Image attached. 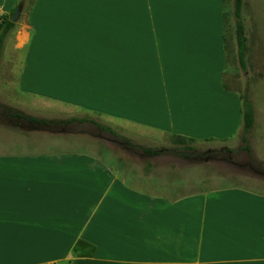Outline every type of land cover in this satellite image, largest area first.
<instances>
[{
    "label": "crops",
    "instance_id": "1",
    "mask_svg": "<svg viewBox=\"0 0 264 264\" xmlns=\"http://www.w3.org/2000/svg\"><path fill=\"white\" fill-rule=\"evenodd\" d=\"M17 1L0 0V7ZM86 1L37 0L48 16L37 23L38 32H55L56 40L62 35L75 53L101 50L107 41L113 50L114 41L115 64L85 58L9 70L18 73L17 94L33 96L11 105L17 110L0 114L14 125L0 128V264H264L263 191L233 184L186 195L129 186L133 176L125 178L123 165L87 151L47 145L50 135L35 125L49 124L19 116L47 118L25 109L27 103L37 112H59L70 104L71 110L75 105L123 119L146 132L142 135H180L218 145L208 151L241 150L262 158L249 143L255 118L246 134L249 151L242 149V138L237 147L223 144L236 132L243 135L241 94L225 81L224 11L216 23L221 32L210 34L197 31L205 27L203 16L193 21L182 15L179 24L161 20L153 8L159 0H93L114 2L99 3V12ZM260 2L264 11V0ZM42 3L54 5L49 11L50 5ZM91 31L99 48L91 49L86 41L92 40ZM235 43L234 33L231 53L237 55ZM250 44L244 78L250 56L258 55L260 67L264 63L261 49L251 54ZM5 82L8 86L12 80L0 85ZM45 104L49 107L43 109ZM28 124L33 126L29 130ZM258 134L264 137V131ZM258 149L263 153L264 145ZM147 168L149 183L174 177L180 187L171 193L182 191L181 174L171 177L167 165Z\"/></svg>",
    "mask_w": 264,
    "mask_h": 264
},
{
    "label": "rangeland",
    "instance_id": "2",
    "mask_svg": "<svg viewBox=\"0 0 264 264\" xmlns=\"http://www.w3.org/2000/svg\"><path fill=\"white\" fill-rule=\"evenodd\" d=\"M92 1L87 0L85 3H91V6L94 7L92 11L97 12H99V3H114L101 1L94 3ZM159 1L160 3H155L156 6L153 8L156 10V15L161 17V20L179 24L177 22L179 18H182V15L196 19L193 21H200L203 16L205 27L197 31H204L210 34L217 31L221 32L220 25L216 28V23L220 20L221 12L224 11V32L228 46L225 81L231 86L234 85L241 95L246 96L252 102L253 109L256 108L254 114L256 121L254 128L250 132L249 143L255 150L254 152L264 158V151L261 153L258 149L261 144L264 145V137L258 134L259 131H264V63L260 67L258 55L250 56L248 58L250 72L244 78L245 70L239 65L236 52L232 51L233 54L231 53V38L235 33L234 0H223V3H215V0ZM130 2L131 0H125V3ZM132 2L136 3L135 0ZM85 3L77 2L75 4L84 5ZM241 3V18L245 26V36L249 39L247 41L251 43V54L254 53V50L259 51L261 49L263 56L260 59L264 62V11L262 4L260 0H242ZM42 4L50 5L47 7L49 11L54 5V3ZM68 4L65 3L66 7L64 6L63 10L68 9ZM19 6L21 7L20 12L14 21V28L5 39L0 57V81L5 79L12 80V83L8 86H6L7 82H5L4 86L0 85V114L6 109L11 112L17 110L11 105L18 106L20 104L18 100L22 98L24 101V98L28 99V97L33 96L29 93L17 94L19 90L15 79H18V76L14 77V75L18 73L9 71L12 66L14 69L20 70L19 67L24 64H66L75 62V60L82 62L81 59L85 58L98 65L115 64L114 41L112 42L113 50H109L111 49L110 41H107L108 47L104 46L101 50L95 49L89 51L88 54H84L82 51L81 53H75L74 49L69 48L63 42L62 35L60 40H56L55 32H38L37 23L43 22V20L44 22L47 21L48 16L41 4L37 3V0H18L17 3H5V7H0V13H8L10 7L16 10ZM68 11L69 9L65 13L66 16H68ZM94 18L92 21H94ZM82 27H85L87 32L90 29L87 24ZM161 27L164 26L162 25ZM249 29L252 32L251 34H248ZM254 32L255 34H253ZM250 36H253V40H250ZM91 37L92 40H86L91 44V49L99 48L100 45L97 44L99 42H96L98 38L95 37V33L92 31ZM102 42L105 44L103 38ZM175 68L174 72L178 75L179 69L177 65ZM231 78L236 82L233 83ZM23 105L25 109L33 114L47 117L43 120L49 121V126L35 125L36 128H43L44 133L47 135L51 136L52 134L51 137L47 136L49 137L46 139L47 145L55 144L58 149L78 150L79 152L77 153L87 151L97 158H103L110 163L123 165L125 178L129 175L135 179V181H132V178L127 180L129 186L149 191L155 189L157 192L165 190L166 194L182 193L190 195L238 184L264 192V159L262 160V158L256 157L254 154L248 156L247 153L241 150H234V153L231 154L220 152V149L208 151L207 148L209 147H218V145L210 142L195 143L188 141L187 144L192 145L193 149H187L184 145L175 143L174 137L169 135H142V133L146 132H140L139 129L131 127L123 119L90 111L75 105H71L74 110L68 108L70 104L63 105L60 107L59 112L51 109L37 112L32 105L28 106V103ZM33 105L36 108L40 106ZM48 107L49 105H43V109ZM71 115L77 118L89 117L104 125H108L115 131V134L98 127L93 122L74 121L65 123L64 120L71 117ZM13 126L11 121L0 117V128ZM32 127V124L27 125L28 130ZM47 131H49V134ZM240 136V133L236 132L226 138L223 144L229 147H237L241 142ZM144 148L158 149L161 150V153L156 155L148 154L144 152ZM173 148H177V150ZM153 163L154 165H167L166 173L170 174L171 177L177 173L181 174L180 184H182V191L179 192L180 189H178V192L171 193L172 190H175V187H180L174 177L162 179V182L156 180V183H149L150 181H148L146 176L147 166ZM130 172L133 173L131 174Z\"/></svg>",
    "mask_w": 264,
    "mask_h": 264
},
{
    "label": "trees",
    "instance_id": "3",
    "mask_svg": "<svg viewBox=\"0 0 264 264\" xmlns=\"http://www.w3.org/2000/svg\"><path fill=\"white\" fill-rule=\"evenodd\" d=\"M241 2H242V0H234V12L233 13L235 16V36H236V43H237L238 61H239V65L243 69H245V52L247 49V38L245 36V29H244V25H243L242 18H241V4H242ZM14 10L15 9H12V11L7 15H1L0 16V57L2 54V49H3L5 39L8 35V33L14 28V25H15L14 22L10 21V17L12 15V13L14 12ZM241 111H242V119H243V135L241 137L242 142H243L242 149L249 151L250 147L248 144L246 134L249 132L250 128L253 125L254 111H253L252 102L249 99H247V97L244 95H241ZM19 116L20 117H26L30 122H34V123H46V124L49 123V121H47V120L38 119L35 117L23 116L21 114H19ZM74 121L93 122L98 127L115 134V131L110 126L104 125V124H102L98 121H95L93 119H90L88 117H85V118L70 117V118H67L66 120H64L65 123L74 122ZM192 140L193 139H191V138H187V137L180 136V135H177L174 138L175 143L182 144L187 149H193L192 145L187 144L188 141H192ZM228 150H230V149H228ZM144 152L148 153V154H160L161 150L144 148Z\"/></svg>",
    "mask_w": 264,
    "mask_h": 264
},
{
    "label": "water",
    "instance_id": "4",
    "mask_svg": "<svg viewBox=\"0 0 264 264\" xmlns=\"http://www.w3.org/2000/svg\"><path fill=\"white\" fill-rule=\"evenodd\" d=\"M20 9H21V7L19 6V7L13 12V14H12L11 17H10V21H12V22L15 21L16 17L18 16V14H19V12H20Z\"/></svg>",
    "mask_w": 264,
    "mask_h": 264
}]
</instances>
